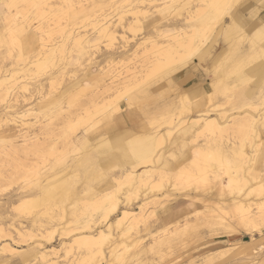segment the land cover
Returning a JSON list of instances; mask_svg holds the SVG:
<instances>
[{
	"label": "rangeland",
	"instance_id": "obj_1",
	"mask_svg": "<svg viewBox=\"0 0 264 264\" xmlns=\"http://www.w3.org/2000/svg\"><path fill=\"white\" fill-rule=\"evenodd\" d=\"M171 1L34 0L38 6H33L18 0L8 9L3 5L9 15L0 18V227L4 229L0 234V261L6 259L10 264H264V215L256 230L240 222L239 213L227 206L231 200H242L256 213L264 202V74L255 76L250 71L264 59V54H257L254 61L247 55L255 49L253 45L264 43V33L253 37L249 26L240 23L237 32L230 35V18L226 15L227 18L215 24L214 32L207 31L208 35L211 33L209 42L189 57V63H179L171 73L153 75L151 69L159 48L178 46L173 37L182 32V23V26H198L214 21L208 20L213 17L207 6L211 0H174L172 4ZM78 2L86 5L83 11ZM241 2L253 3L252 8H259L258 14H253L252 8L240 11ZM238 5L233 9L226 6L224 10L232 12L239 7L237 12L246 18L264 21V0H242ZM136 6L151 11L145 14L137 11ZM101 16L102 23L105 20L113 23L115 39L100 35V25H95V21ZM170 24L180 26L172 29ZM35 26L38 37L22 51V43L25 45L26 39L33 35ZM74 30L92 40H81L85 51L77 60H72L77 56L70 35ZM55 46L58 48L53 55L45 52ZM201 56L210 64L202 62L193 69ZM37 58L38 61L45 58L46 65L37 66L32 62H37ZM188 74L193 78L185 81ZM239 75L242 77L237 80ZM195 84H207L209 93L214 88L219 91H215L211 100L209 93L206 94L203 109L210 110L213 117H220L223 111L227 116L249 115L250 123L254 122L259 133L257 137L251 132L248 136L231 125L196 137L193 131L199 127L193 126L184 134L176 133L173 141L166 134L159 148L154 147L145 157L137 150L144 139L138 136L134 138L136 146L130 149L135 161L125 157L123 150L97 148L102 138H111L114 132L121 134L127 128L139 131L143 126L148 134L155 129L171 130L178 122V110L182 107L180 92ZM168 103L170 111L167 112L164 108ZM192 106L193 112L196 104ZM168 120L174 122L171 124ZM25 135L37 138L24 142ZM210 136L216 138L207 143L206 138ZM234 141L246 151V159L241 161V155H229L231 152L227 153L229 158L225 164L228 166L224 163L222 166L215 158L198 157L194 163L191 159L198 144L206 147L204 153L218 150L220 145L226 151ZM90 155L100 173L97 179L88 181L82 171L83 168L91 170L92 163H86L89 166L86 167L81 158ZM114 155L118 156L116 162L108 167L104 165L106 156ZM174 165L189 174L170 173ZM227 169L239 173L241 187L218 188L212 176L218 173L227 183ZM130 170L135 174L126 177V171ZM67 172L71 174L70 196L53 201L41 194V183H45L47 176ZM138 173L143 175L142 183L137 180ZM200 174L206 175L207 180ZM171 187L180 191L173 192ZM29 192L33 196L28 200L33 202L20 207V196ZM106 193L120 205L113 216L120 214L121 208V211L139 213L144 209V218L128 232L115 223L108 228L103 208L97 205ZM193 201L195 204L190 205ZM169 202L172 211L162 207ZM210 204L215 208L226 206L227 213L222 215L219 208L210 212L206 209ZM33 219L37 223L32 224ZM16 230L23 231L22 236ZM84 236H90L87 237L89 244H85ZM254 237L257 238L255 249L241 254L239 248L248 247ZM2 246L9 247L1 250ZM40 250L44 251L43 255Z\"/></svg>",
	"mask_w": 264,
	"mask_h": 264
},
{
	"label": "bare ground",
	"instance_id": "obj_2",
	"mask_svg": "<svg viewBox=\"0 0 264 264\" xmlns=\"http://www.w3.org/2000/svg\"><path fill=\"white\" fill-rule=\"evenodd\" d=\"M16 1H18V0H1L0 2H1V9H0V18H5V17H7V15H9V13L7 14V12H6V10H4L3 9V5L4 6H6L7 7V9L10 7V5H13V4H15L16 3ZM44 1V0H43ZM69 1V0H68ZM200 1H205V0H200ZM240 1H242V0H211V1H208V8H209V10H211V12L213 13L212 15H213V17L212 18H209L208 20H212V19H214V21L213 22H211L210 23V21H209V23H206V24H200V25H198V26H189L190 24H188V25H185V26H182L183 25V23H182V25H181V29H182V32L180 31V33L179 34H177L176 36H174L173 37V40H175L174 42V44H177L178 46H176V45H171V46H168V47H161V48H159V53L157 54V56H156V61H155V63H154V65L153 64H151V65H153V68L151 69L152 71H153V75L155 74H158V73H164V72H168V73H171V72H173V71H175L174 69L176 68V66L179 64V63H187L188 61V59H189V57L190 56H193L192 54H194L195 52H197V50L198 51H200V49L203 47V46H205L208 42H209V35L212 33V31L214 30V28L216 27L215 26V24L216 23H218V22H221V21H223L225 18H227V17H225L226 15L228 16V19L230 18V35H232V34H235L236 32H237V29H238V27H239V24L240 23H242V24H245V25H248L249 26V29H250V31H252L253 32V37H255V35L256 34H263L264 33V21L262 20V18H259V19H257V20H250V19H248V18H246L241 12H237V10H238V8L239 7H236L232 12H230L229 10H224L225 8H226V6L227 7H229L230 9L234 6H236V5H238L239 4V2ZM248 1H250V0H248ZM253 2H255V1H258V0H252ZM25 2H27L28 3V5H33V6H35V2H34V0H25ZM37 2H39V1H37ZM67 2V1H66ZM89 2H91V1H89ZM141 2H143V1H141ZM141 2H139V3H141ZM154 2V1H153ZM176 1H174V0H172L171 1V4L172 3H175ZM197 2V1H196ZM195 2V3H196ZM40 3H42V2H40ZM46 3V2H45ZM160 3V2H159ZM165 3H167V2H165ZM177 3H178V1H177ZM195 3H194V5H195ZM198 3V2H197ZM242 4H241V7H240V11H242V12H244V11H246V10H248L249 8H252V5H253V3H243V2H241ZM78 4H79V8L82 10H84L85 8H86V5L85 4H83L82 2H78ZM91 4V3H90ZM9 5V6H8ZM21 5V4H20ZM76 6H77V4H75ZM74 5V6H75ZM88 5H89V3H88ZM100 5V4H99ZM180 5V4H179ZM181 5H182V3H181ZM187 5V4H186ZM185 5V6H186ZM198 5V4H197ZM199 5L202 7V3H199ZM18 6V5H17ZM22 6V5H21ZM36 6H38V4H36ZM75 6V7H76ZM139 6V5H138ZM138 6H136V9H137V11H139V12H142V11H144L145 12V14L147 13H149L147 10H145V9H143V8H138ZM169 6V5H168ZM184 6V7H185ZM187 6H190V4L189 5H187ZM239 6V5H238ZM93 7V6H92ZM91 7V8H92ZM178 7V6H177ZM233 7V8H234ZM264 7V6H263ZM25 8V7H24ZM37 8V7H36ZM146 8V7H145ZM179 8H181V7H179ZM178 8V9H179ZM192 8V7H191ZM232 8V9H233ZM255 8H258V7H255ZM254 7L251 9L252 11H254V12H252L253 14H255V15H257L258 14V11H259V8L258 9H255ZM163 9V8H162ZM183 9V8H182ZM255 9V10H254ZM27 10V9H26ZM29 10V9H28ZM74 10H76V9H74ZM80 10V11H81ZM82 10V11H83ZM195 10V9H194ZM251 10H249L248 12H250ZM77 11V10H76ZM169 11V10H168ZM189 12V11H188ZM194 12V11H193ZM92 13V12H91ZM174 13V12H173ZM76 14V13H75ZM192 14V13H191ZM197 14V13H196ZM205 14V13H204ZM30 15V14H29ZM41 15V14H40ZM44 15V14H43ZM91 15V14H90ZM189 15V14H188ZM73 16V15H72ZM190 16V15H189ZM75 17V16H74ZM257 17V16H256ZM26 18V17H25ZM145 18V17H144ZM147 18V17H146ZM205 18V17H204ZM207 18V17H206ZM29 19V18H28ZM27 20V19H26ZM106 22H104V23H102V16L99 18V19H97L96 21H95V25H100L99 26V33H100V35L102 34L104 37H107V38H109V40H112V39H115V34H114V32H113V30H112V25H113V23L112 22H110L109 20H105ZM226 21V20H225ZM25 22V21H24ZM93 24V23H92ZM125 26V25H124ZM123 26V27H124ZM179 26L180 25H177V24H170V26L169 27H172V29H178L179 28ZM215 26V27H214ZM74 27V26H73ZM167 27V26H166ZM246 27V26H245ZM24 29H26V28H24ZM76 29V28H75ZM157 29V28H156ZM189 29V30H188ZM191 29V30H190ZM210 29V34L208 35V30ZM35 30H36V32H35ZM160 30V29H159ZM11 31V30H10ZM18 31V30H17ZM12 32V31H11ZM15 32V31H14ZM38 32V29H36V26H35V28H34V31H33V35H31L29 38H27L26 39V42H25V45H23V43H22V51L24 50V49H26L28 46V44L29 43H31V41L33 40V39H35L36 37H38L37 36V33ZM175 32V31H174ZM214 32V31H213ZM229 32V31H228ZM18 33V32H17ZM26 33V32H25ZM163 32H161V34H162ZM176 33V32H175ZM13 34V33H12ZM28 34V33H27ZM157 34V33H156ZM160 34V33H159ZM160 34V35H161ZM245 34V33H244ZM15 35V34H14ZM13 35V36H14ZM18 35V34H17ZM16 35V36H17ZM24 35V34H23ZM22 35V36H23ZM70 35L72 36V38L71 39H73V44L74 45H76V51H77V56H75V57H73V59L72 60H77L78 59V55L79 54H82V53H84V49H85V47L83 46V43H84V41L85 42H91L92 40H88V38L86 37V35L85 34H83V33H81V32H79L78 30H74L73 32H71L70 33ZM158 35V34H157ZM170 35H172V33L170 34ZM9 36H10V34H9ZM228 36H229V34H228ZM263 36V35H262ZM261 36V37H262ZM0 37H1V35H0ZM15 37V36H14ZM14 37H12L13 39H14ZM23 37H25V36H23ZM230 37V36H229ZM233 37V36H232ZM257 37V36H256ZM240 38H241V40H242V37L240 36ZM247 38V37H246ZM19 39V38H18ZM66 39V38H65ZM148 39V38H147ZM155 39H157V38H155ZM170 39V38H169ZM225 39V38H224ZM245 39V38H244ZM257 39V38H256ZM259 39H260V35H259ZM11 40V39H10ZM16 40V39H15ZM37 40V39H36ZM81 40H84L83 42L81 41ZM153 40V39H152ZM230 40V39H229ZM237 41L238 40H240L239 38H237L236 39ZM151 41V40H150ZM169 41V40H168ZM10 42H12V41H10ZM15 42V41H14ZM22 42V41H21ZM16 43V42H15ZM152 43V42H151ZM159 43V42H158ZM169 43V42H168ZM239 43V42H238ZM11 44V43H10ZM13 44V43H12ZM12 44H11V46H12ZM20 44V43H19ZM35 44V43H34ZM34 44H32V45H34ZM236 44H237V42H236ZM17 45V44H16ZM141 45V44H140ZM150 45V44H149ZM151 45H153V44H151ZM20 46V45H19ZM143 46V45H142ZM254 47H255V49H253L252 50V53H250V54H247L248 55V58L249 59H251L252 61H254L257 57H258V55L257 54H261V53H263L264 54V43L263 44H259V45H253ZM14 47H16V46H14ZM33 47V46H32ZM146 47V46H145ZM175 47H177V48H179V49H177L176 51L174 50V48ZM230 47H232V45L230 46ZM258 47V48H257ZM58 48V46L56 47H51V48H49V50L48 51H45V52H47V54H50V55H53L54 53V50L55 49H57ZM181 48V49H180ZM226 48V47H225ZM235 49V48H234ZM35 50V49H34ZM214 50V49H213ZM20 51H21V49H20ZM72 51V50H71ZM29 52V51H28ZM33 52V51H32ZM37 52V51H36ZM45 52H43L42 51V53H44L45 54ZM75 52V51H74ZM41 53V52H40ZM41 53V54H42ZM53 53V54H52ZM69 53V52H68ZM155 53V52H154ZM37 55L39 54V52L38 53H36ZM44 54H42L43 56H44ZM151 54V53H150ZM199 54V53H198ZM197 53H196V55H198ZM19 55H21V52H20V54ZM41 55V56H42ZM68 55V54H67ZM160 55L161 56H163V57H160ZM40 56V55H39ZM210 56V55H209ZM214 56V55H213ZM19 57V56H18ZM52 57V56H51ZM80 57V56H79ZM199 57V56H198ZM226 57H227V55H226ZM33 58V57H32ZM48 59V58H47ZM194 59V58H193ZM196 59V58H195ZM212 59V58H211ZM248 59V60H249ZM36 60V59H35ZM39 60H41V61H38V58H37V62L36 61H32V62H34L35 64H37V66H42V65H46L45 63L47 62V60H45V58H43V59H39ZM153 60H155V58L153 59ZM216 60V59H215ZM235 60V59H234ZM251 60L249 61V62H251ZM187 61V62H186ZM190 61V60H189ZM191 61H192V59H191ZM31 62V63H32ZM49 62V61H48ZM198 64L197 65H193L192 66V68L193 69H196L197 68V66L198 65H200V64H202V62H206V64H210V62H208L207 63V61L206 60H204V58H202V56L200 57V58H198ZM215 62V61H214ZM236 62H238V61H236ZM30 63V64H31ZM189 63V62H188ZM234 63V62H233ZM188 65V64H187ZM214 65V64H213ZM212 65V66H213ZM216 65V64H215ZM238 65H239V63H238ZM237 65V66H238ZM245 65H246V63H245ZM236 66V65H235ZM240 66V65H239ZM238 66V67H239ZM231 67V66H230ZM229 67V68H230ZM234 67V66H233ZM242 67H243V65H242ZM242 67H240V68H242ZM251 67V66H250ZM236 70L238 69V68H236V67H234ZM245 69V68H244ZM243 69V70H244ZM250 69V68H249ZM150 70V71H151ZM177 70V69H176ZM235 70V71H236ZM222 71V70H221ZM224 71V70H223ZM238 71V70H237ZM239 71H240V69H239ZM245 71V70H244ZM250 71H252V72H255L256 73V75L255 76H263V74H264V59H262L261 61H259V62H257L255 65H254V67L252 68L251 67V69H250ZM249 71V72H250ZM229 72V71H228ZM241 72V71H240ZM248 72V73H249ZM239 73V72H238ZM247 73V72H246ZM230 74V73H229ZM252 74V73H251ZM215 75L217 76V74L215 73ZM244 75V74H243ZM249 75V74H248ZM226 76H228V74L226 75ZM233 76V75H232ZM240 77L237 79V80H239L241 77H242V75H239ZM207 77V76H206ZM218 77V76H217ZM217 77L215 78V81H216V79H217ZM235 77H237L236 75H235ZM251 77V76H250ZM254 77V76H253ZM225 78V77H224ZM255 78V77H254ZM8 79V78H7ZM6 79V80H7ZM220 79H222V77H220ZM246 79V78H245ZM262 79V78H261ZM187 80V79H186ZM185 80V81H186ZM223 80V79H222ZM221 80V81H222ZM236 80V81H237ZM167 81V80H166ZM224 81H226V80H224ZM261 81H263V80H261ZM5 82V81H4ZM260 82V81H259ZM258 82V83H259ZM211 83V82H210ZM213 83V82H212ZM221 83V82H220ZM219 83V84H220ZM214 84V83H213ZM218 83H216V85H217ZM222 84V83H221ZM195 85H198V84H195ZM231 85V84H230ZM259 85V84H258ZM208 86V85H207ZM223 86H225V85H223ZM228 86V85H227ZM226 86V87H227ZM220 87H221V85H220ZM220 87H218L219 89H220ZM225 87V88H226ZM256 87V86H255ZM198 88V87H197ZM184 89V88H183ZM193 89H195V88H193ZM223 89V88H222ZM253 89V88H252ZM218 91V89H216V88H214L213 89V91L212 92H207V93H209V99L211 100L212 99V97H213V95H214V93H215V91ZM228 90V89H227ZM260 90V89H259ZM226 91V90H225ZM261 91V90H260ZM219 92V91H218ZM194 96H192L189 92H187V89L186 90H183V91H181L180 92V94L181 95H179L180 96V99H181V101H182V107H181V109L180 110H178L179 111V113H178V122L176 123V125L171 129V130H169L168 129V131H166V132H163V131H161V130H156L155 129V131H153V132H151V133H147L145 130H147L145 127H143V126H140L139 127V131H136V130H132L131 128H127V130L125 129L124 131H123V133H119V132H114L113 133V135L111 136V138H110V136H108V137H105V138H102L101 140H100V142H99V145L97 146V148H99V150H100V148H102V147H105L104 148V150L105 151H108V150H106V149H118V150H123L125 153H124V156L125 157H128V159L129 160H134L135 161V158L132 156V154H131V152H130V149L131 148H133L134 146H136V144H135V139H138L137 137L139 136V137H141V138H144L145 139V141H143L142 140V144L139 146V148L137 149L138 150V152L140 153V155H142V156H145V157H147V154H148V152L149 151H151L154 147H157L158 145H160L161 143H163V141H165V139H166V134L167 135H169L168 136V138H170V140L171 141H173V139H175L174 137H175V135H176V133H178V134H180V133H183L184 134V132H187L188 131V129L190 128V129H192L193 128V126H194V128H197V127H199L195 132L193 131V133H194V136H196V137H198L199 136V133L200 134H203V135H205V133L206 132H210V133H215V131H221V129L222 128H225V127H229V125H231V126H237V127H239L240 128V131L243 133L244 132V134H246V135H248V136H250L249 135V133L251 132V133H253V134H255V137H257V135L259 134L258 133V131L257 130H255V128H256V126L253 124V123H250V119L248 118L249 117V115H243V113H237V114H232V115H229V116H227L226 115V112H221L220 114L221 115H219L220 117H218V116H215V117H213L211 114H210V110H205V109H203V106H204V103H205V96L203 97V96H199V95H201V94H204L205 93V91L204 90H201L200 91V93L198 92H196V91H194ZM259 93V92H258ZM261 94H262V91L260 92ZM238 94V93H237ZM242 95V94H241ZM261 97V96H260ZM178 99V98H177ZM260 99V98H259ZM262 99V98H261ZM232 100V99H231ZM214 101V100H213ZM237 101V100H236ZM235 101V102H236ZM231 102H233V101H231ZM238 102V101H237ZM209 103H210V101H209ZM208 103V104H209ZM225 103V102H224ZM223 103V104H224ZM240 102H238V104H239ZM255 103V102H254ZM193 104H196V110H194L193 112H192V110H193ZM48 105V104H47ZM176 105V104H175ZM245 105V104H244ZM244 105H242V106H244ZM233 106V105H232ZM217 107V106H216ZM236 107H237V105H236ZM210 108V107H209ZM234 108V107H233ZM170 108H168L167 107V109H166V111L168 112V111H170L169 110ZM176 109V108H175ZM211 109V108H210ZM229 109V108H228ZM239 110V109H238ZM202 111V112H201ZM201 112V113H200ZM94 113V112H93ZM92 113V114H93ZM110 113V112H109ZM229 113V112H228ZM173 114H174V112H173ZM168 115V114H167ZM169 116H170V114H169ZM169 116H167V117H169ZM177 116V115H176ZM252 116V115H251ZM243 117V118H242ZM255 119V118H254ZM257 120V119H256ZM157 123H158V121H156ZM167 122H169V123H173L174 121L173 120H168ZM256 122V121H255ZM98 123V122H97ZM27 124V123H26ZM258 124V123H257ZM117 127V126H116ZM157 127V126H156ZM70 128V127H69ZM73 128V127H72ZM159 128V127H158ZM90 130V129H89ZM95 130V129H94ZM195 130V129H194ZM261 130V129H260ZM97 131V130H96ZM191 131V130H190ZM189 131V132H190ZM192 133V134H193ZM83 134V133H82ZM191 134V133H190ZM222 134V133H221ZM82 136V135H81ZM222 136V135H221ZM252 136V135H251ZM260 136V135H259ZM213 136H210V137H207L206 138V140H207V143H208V141H210V140H212V139H214V138H216V137H214V138H212ZM1 138H2V140H5V137L4 136H1ZM34 138H37L36 136H34V137H30L29 135H25L24 136V142H29V141H31L32 139H34ZM135 138V139H134ZM194 138V137H193ZM221 139L223 140V138L222 137H220V141H221ZM36 142V141H35ZM38 142V141H37ZM169 142V141H168ZM30 143H32V142H30ZM206 143V144H207ZM232 144H230L229 146H228V149H226V151H222L221 149L222 148H224V147H221V145L220 146H218L219 147V149L218 150H214V151H212V150H210V152H202V151H204L203 150V148L205 149L206 147H201L202 145L201 144H198L196 147L194 146V150H193V156H192V158L191 159H193L192 161H193V163H194V159L196 160V159H198V157H201V158H203V160L204 159H208V158H215V159H217V161H218V163H220L221 165L224 163H226L227 161V157L229 158V156L227 155V153L228 152H231V153H228L229 155L230 154H239V155H241V161L243 160V159H246V156H245V154H246V151H244V149H243V147H241V149L239 148V147H237L236 146V144H235V141L234 142H231ZM68 144V143H67ZM169 144V143H168ZM220 143H218V145H219ZM158 148H159V146H158ZM157 148V149H158ZM209 148H211V146L209 145ZM166 150V149H165ZM164 151V150H163ZM257 151V150H256ZM103 152V151H102ZM258 152V151H257ZM100 153H101V151H100ZM120 153V152H119ZM156 153V152H155ZM207 153V154H206ZM259 153V152H258ZM88 154V153H87ZM153 154H154V152H153ZM250 154V153H249ZM86 155V154H85ZM119 155V154H118ZM120 156V155H119ZM157 156H159V155H157ZM254 156V155H253ZM233 157V156H232ZM252 157V156H251ZM258 158V160H259V156L257 157ZM83 159V165L84 166H86V167H89V166H87V164L86 163H89V164H91L93 161H92V159H91V155L90 156H84V158H81V160ZM116 159H118V156L117 155H114V156H106V159H105V163H104V165H110L112 162H114ZM252 159V158H251ZM156 160H157V158H156ZM255 160V159H254ZM253 159H252V161H254ZM246 161V160H245ZM116 162V161H115ZM168 162L169 161H166V163L168 164ZM157 163H158V161H157ZM78 164H80L81 165V163H78ZM164 164V163H163ZM201 164V163H200ZM203 164V163H202ZM83 165L81 166V167H83ZM98 165V164H97ZM101 165V164H100ZM176 165V164H175ZM171 166L172 168H171V172L170 173H172V174H175V175H179V174H189V172L187 173L186 171H184V170H182L181 168L180 169H178V167H176V166ZM226 166H228L227 164H225ZM75 166V165H74ZM77 166V165H76ZM107 166V167H108ZM179 166V165H178ZM223 166V165H222ZM225 166V167H226ZM78 167V166H77ZM77 167H75V168H77ZM95 167V168H94ZM101 167V166H100ZM99 167V168H100ZM203 167V166H202ZM230 167V166H229ZM229 167H227V168H229ZM235 167V166H234ZM90 168H91V170L88 168H83V174H84V176L86 177V180H92V179H97V177H98V173H100V172H98V170H97V168H96V163L94 162V163H92L91 165H90ZM194 168V167H193ZM251 168V167H250ZM78 169V168H77ZM157 169V168H156ZM252 169V168H251ZM170 170V169H169ZM228 170V179H227V183H224L223 181H222V176L221 177H218V173L217 174H213L214 176H212V180H215V181H217V183H218V188H226V187H231L232 185H236V186H238V187H241L240 185V181L241 180H239L238 178V174H236V173H234V172H231V169H230V171H229V169H227ZM249 171V170H248ZM148 171H146V173H147ZM168 172L169 171H167V174H168ZM203 172L204 171H202V172H200V173H202L203 174ZM211 172H213V169H212V171ZM247 172V171H246ZM249 173V172H248ZM135 174V172L133 171V170H130V171H126V177H130V176H133ZM245 175V174H244ZM200 176H203V175H201L200 174ZM175 177V176H174ZM204 178H206V175L205 176H203ZM223 177H225V175L223 176ZM70 178H71V174L69 173V172H67L65 175H61V176H58V175H56V174H51V175H49V176H47L46 178H45V183L42 185V183H41V194L44 196H46V197H49L50 199H52L53 201H56L58 198H63V197H67V196H70L71 195V188H70ZM241 179V178H240ZM137 180L139 181V183H142V181L144 180V178H143V175H142V173H138L137 174ZM206 180H207V178H206ZM248 180V179H247ZM245 181V178H244V180H243V182ZM169 183V182H168ZM215 183V182H214ZM71 185H72V183H71ZM171 188H173V189H171V190H173V192L175 191H180V189L179 188H177L176 189V187L174 188V187H171ZM239 191H241V189L239 190ZM75 192V191H74ZM172 192V191H171ZM220 192V191H219ZM168 193V192H167ZM240 193V192H239ZM173 195V194H172ZM175 195V194H174ZM248 195V194H247ZM30 196H33V194L32 193H25V194H22L21 196H20V199H21V204H20V207H25V206H27L28 204H30V203H32L33 201L32 200H28V198L30 197ZM169 196V195H168ZM175 197V196H174ZM114 197L111 195V194H109V193H106L105 195L103 194V196L101 197V200L98 202V206H101L102 208H103V213H104V216H103V218L106 220V219H108V221H107V225H108V228L110 227V226H112L114 223L117 225V226H122L123 227V230H124V232H128V231H130L135 225H136V223H138V221L139 220H141V219H143L144 218V213H143V211H144V209H142L141 210V212L139 213V212H135V211H130V210H126V209H124V210H122L121 211V209H120V214H116L115 216H113L114 214L113 213H115L116 211H119V202H118V200L116 201V200H114L113 199ZM152 198V197H151ZM173 198V197H172ZM62 200H64V199H62ZM172 200V199H171ZM177 200H179L178 198H177V196H176V199L174 200V201H176L177 202ZM212 200V199H211ZM59 201V200H58ZM189 201V200H188ZM217 201V200H216ZM105 202L107 203V204H105ZM171 202H173V201H171ZM171 202H169L170 203V205H169V203L167 204V206H162L163 208L164 207H166V210L167 211H172V205H171ZM175 202V203H176ZM178 202H180V201H178ZM224 202V201H223ZM228 203H230V204H227V206L229 205V208H231V210L232 211H234L235 213H239V216H238V220L240 221V222H242V223H245V224H248V225H251V226H253L254 228H256V230H258V228H259V219L261 218V216L262 215H264V202L263 203H261V205H260V207H259V212H257L256 211V213H252L251 211H250V205H248L247 206V203H243V201L241 200H238V201H230V202H228ZM158 204V203H157ZM193 204H195V202L193 201L192 203H190V205H193ZM127 206V205H126ZM142 207V206H141ZM226 207V206H225ZM225 207H223V205H221V206H218L217 208H219V210H221L222 212V215L225 213H227L225 210H227V209H225ZM101 208V209H102ZM162 208V210H164ZM217 208H215L214 207V205H207L206 206V209H208L210 212H214V211H216V209ZM23 209V208H22ZM261 211V212H260ZM153 216V215H152ZM111 218H112V220H111ZM103 219V220H104ZM114 219V220H113ZM104 220V221H105ZM111 220V221H110ZM37 219H33L32 220V224H35V223H37ZM48 221V220H47ZM56 224V223H55ZM144 225V224H143ZM229 227V226H228ZM230 227H231V225H230ZM3 232H4V229L2 228V227H0V234H3ZM14 232H16V234L18 235V236H22V234H23V231H21V230H16V231H14ZM106 232H102V234L104 235ZM8 236V235H7ZM93 235H91V237H92ZM84 237H86L84 240H85V244H89L88 242H89V239L87 238V237H90V236H84ZM83 237V238H84ZM14 239V238H13ZM174 239V238H173ZM91 241V240H90ZM256 241H257V238H253L250 242H248V243H250V244H248L249 246L246 248V247H242V248H239V252L242 254V253H244V252H247V251H249V250H251V249H255V243H256ZM104 246V245H103ZM9 246H5V247H3L2 246V248H1V250H5V249H7ZM101 249V248H100ZM57 250V249H56ZM112 251V250H111ZM40 252H41V254L42 253H44V251L42 252L41 250H40ZM250 252V251H249ZM46 253V252H45ZM100 253V252H99ZM102 253H103V248H102ZM218 253V252H217ZM245 254V253H244ZM247 254V253H246ZM43 255V254H42ZM104 256V255H103ZM4 259H5V257H4ZM104 258L102 257V259L101 260H103ZM9 260V259H8ZM1 263H3V264H10V262L9 261H7L6 259L5 260H1L0 261V264Z\"/></svg>",
	"mask_w": 264,
	"mask_h": 264
},
{
	"label": "crops",
	"instance_id": "obj_3",
	"mask_svg": "<svg viewBox=\"0 0 264 264\" xmlns=\"http://www.w3.org/2000/svg\"><path fill=\"white\" fill-rule=\"evenodd\" d=\"M189 75V74H188ZM191 78H193L192 77V75H189L186 79V81H189ZM198 87V88H197ZM193 88H195V89H193ZM201 90H204L205 91V93L204 94H201L200 93V91ZM187 91L192 95V96H194V91H196L197 93L199 92L201 95H199V96H206V94H207V92H209V87L207 86V84H198V85H193V86H191V87H189V88H187ZM167 107L168 108H170V103H168V104H166V106H165V108L164 109H167Z\"/></svg>",
	"mask_w": 264,
	"mask_h": 264
}]
</instances>
